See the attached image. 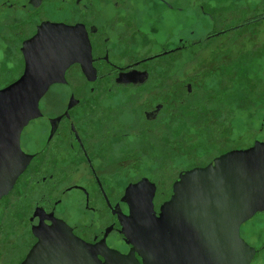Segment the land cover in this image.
Listing matches in <instances>:
<instances>
[{
    "label": "flooded vegetation",
    "instance_id": "1",
    "mask_svg": "<svg viewBox=\"0 0 264 264\" xmlns=\"http://www.w3.org/2000/svg\"><path fill=\"white\" fill-rule=\"evenodd\" d=\"M203 1L201 35L180 27L181 0H0V89L27 65L60 72L0 194V264L64 261L53 222L101 262L144 264L122 232L127 186L153 183L158 212L181 172L264 143V0ZM239 234L264 264V210Z\"/></svg>",
    "mask_w": 264,
    "mask_h": 264
},
{
    "label": "water",
    "instance_id": "2",
    "mask_svg": "<svg viewBox=\"0 0 264 264\" xmlns=\"http://www.w3.org/2000/svg\"><path fill=\"white\" fill-rule=\"evenodd\" d=\"M58 74L47 65H27L18 80L0 89V194L28 162L20 132L39 116V101ZM154 192L155 185L143 178L127 186L122 198L129 208L121 217L122 232L144 264H248L253 248L241 238L239 226L264 210V143L231 150L206 166L181 172L158 212ZM52 233L54 249L62 239L66 248L60 264H109L107 257L114 255L101 262L94 248L66 224L53 222ZM25 264H31L30 257Z\"/></svg>",
    "mask_w": 264,
    "mask_h": 264
},
{
    "label": "rangeland",
    "instance_id": "3",
    "mask_svg": "<svg viewBox=\"0 0 264 264\" xmlns=\"http://www.w3.org/2000/svg\"><path fill=\"white\" fill-rule=\"evenodd\" d=\"M217 4V6H221V0H213ZM186 3V4H183ZM181 4L185 5V8L180 12V27L189 28L190 24H196L198 27L200 34L203 35L207 30H209V26L207 23L206 16L203 14V11L207 9L203 0H198L196 7L192 8L188 5V0H181ZM172 23V20H171ZM173 24V23H172ZM170 25L172 27L173 25ZM219 25V24H218ZM217 25V26H218ZM220 26L216 27L219 28ZM198 48H201L199 45ZM188 160L184 161L183 157L181 158V165H186Z\"/></svg>",
    "mask_w": 264,
    "mask_h": 264
}]
</instances>
